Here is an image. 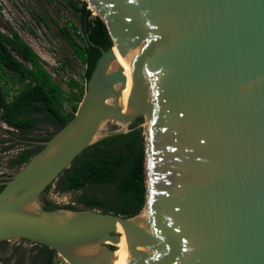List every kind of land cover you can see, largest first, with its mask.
Instances as JSON below:
<instances>
[{
	"label": "water",
	"instance_id": "water-1",
	"mask_svg": "<svg viewBox=\"0 0 264 264\" xmlns=\"http://www.w3.org/2000/svg\"><path fill=\"white\" fill-rule=\"evenodd\" d=\"M79 1L113 47L75 117L24 142L42 149L0 184V243L45 246L67 264H264V0ZM139 118V215L44 209L76 158Z\"/></svg>",
	"mask_w": 264,
	"mask_h": 264
},
{
	"label": "trees",
	"instance_id": "trees-1",
	"mask_svg": "<svg viewBox=\"0 0 264 264\" xmlns=\"http://www.w3.org/2000/svg\"><path fill=\"white\" fill-rule=\"evenodd\" d=\"M69 5L79 25L71 24L68 28L67 24L60 32L75 57L85 66V83L71 78L65 83L68 90L52 78L40 56L17 32L8 36L0 30V69L10 73V78L0 85V121L23 133L36 131L43 121L58 128L37 142H48L75 117L102 54L101 49L113 47L107 25L100 17H93L86 2L77 4L69 0ZM66 105L70 106L71 112L65 110ZM143 122L144 119L139 118L130 126V133L107 138L85 150L71 168L60 175L62 192L113 189L114 194L109 199L93 194L82 197L80 203L86 209H98L125 218L139 215L147 195L146 138L143 129L139 128ZM41 149L29 145L13 161V166H24ZM3 188L0 186V192ZM43 206L48 211L61 209L46 199H43ZM64 208L76 210L70 206ZM41 247L48 256L45 264H54L58 254L48 247Z\"/></svg>",
	"mask_w": 264,
	"mask_h": 264
},
{
	"label": "rangeland",
	"instance_id": "rangeland-1",
	"mask_svg": "<svg viewBox=\"0 0 264 264\" xmlns=\"http://www.w3.org/2000/svg\"><path fill=\"white\" fill-rule=\"evenodd\" d=\"M74 1L81 4L79 0ZM67 24L68 28H71V24L79 25L69 0H0L1 32L8 36L13 31L17 32L40 56L43 67L65 90H68L65 83L71 78L80 84L85 83V66L75 57L73 49L60 32ZM0 78V85H3L10 78V73L0 69ZM65 110L71 112L70 106L66 105ZM57 130L56 126L43 121L36 131L23 133L0 121V182L11 180L22 168L13 166V161L29 148V144L24 142H37L36 140L49 137ZM61 182L57 180L43 194L42 204L43 199H46L61 209L70 206L76 210H87L80 203L82 197L95 194L109 199L114 194V190L109 188L62 192ZM16 256L20 258L19 254ZM54 264L67 263L57 255Z\"/></svg>",
	"mask_w": 264,
	"mask_h": 264
},
{
	"label": "crops",
	"instance_id": "crops-1",
	"mask_svg": "<svg viewBox=\"0 0 264 264\" xmlns=\"http://www.w3.org/2000/svg\"><path fill=\"white\" fill-rule=\"evenodd\" d=\"M47 258L40 245L23 240L0 243V264H45Z\"/></svg>",
	"mask_w": 264,
	"mask_h": 264
},
{
	"label": "bare ground",
	"instance_id": "bare-ground-1",
	"mask_svg": "<svg viewBox=\"0 0 264 264\" xmlns=\"http://www.w3.org/2000/svg\"><path fill=\"white\" fill-rule=\"evenodd\" d=\"M119 49H121L122 48V46L121 45H119V47H118ZM146 211H144L138 218H140L144 213H145ZM124 237L128 240V242L130 243V245H131V241H130V239H129V237H128V235L124 232ZM132 250V249H131ZM132 256V251H131V255H130V257Z\"/></svg>",
	"mask_w": 264,
	"mask_h": 264
},
{
	"label": "flooded vegetation",
	"instance_id": "flooded-vegetation-1",
	"mask_svg": "<svg viewBox=\"0 0 264 264\" xmlns=\"http://www.w3.org/2000/svg\"><path fill=\"white\" fill-rule=\"evenodd\" d=\"M2 182H0V184H1Z\"/></svg>",
	"mask_w": 264,
	"mask_h": 264
}]
</instances>
